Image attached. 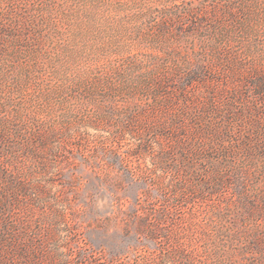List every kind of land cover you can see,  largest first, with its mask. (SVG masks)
<instances>
[{
	"label": "rangeland",
	"instance_id": "rangeland-1",
	"mask_svg": "<svg viewBox=\"0 0 264 264\" xmlns=\"http://www.w3.org/2000/svg\"><path fill=\"white\" fill-rule=\"evenodd\" d=\"M257 85L264 0H0V163L28 171L39 153L49 195L65 205L49 262L164 264L183 251L195 264H264V137L244 180L212 195L197 184L203 163L166 188L155 153L134 150L184 106L232 102L247 123L234 132L249 137L253 123L264 134ZM54 212L28 217V235L43 241Z\"/></svg>",
	"mask_w": 264,
	"mask_h": 264
},
{
	"label": "trees",
	"instance_id": "trees-1",
	"mask_svg": "<svg viewBox=\"0 0 264 264\" xmlns=\"http://www.w3.org/2000/svg\"><path fill=\"white\" fill-rule=\"evenodd\" d=\"M234 2L235 0H231V3ZM263 86L257 85L256 90L264 91ZM179 89L184 91L182 87ZM162 102L163 104L155 110L167 105V101L162 100ZM222 106L224 108L221 109ZM231 106L232 102L227 103L226 107L223 104L194 110L188 106L177 109L166 121L147 127L139 134L141 137L137 136L135 154L155 153L156 156L153 158L157 160V163H152V174L153 177L161 178L166 188L177 179L173 177V174L180 171L182 167H191L194 162L203 163L202 171L196 172V175H200L197 184L199 183L202 194L206 192L212 195L226 179L243 181L247 168L253 164L249 152L260 148L264 134L260 130L256 133L250 132L254 127L253 123L247 125L249 137L234 132L235 128L242 130V126L247 123L242 115L235 111L241 108L236 106L231 108ZM126 132L130 134L131 131ZM170 153H180V156L186 153L187 155L184 158L181 157L183 161L176 164V162L173 163L174 161L170 163L169 160L173 158L170 157ZM30 157L37 160V167L33 165L34 169H31V165L28 171L11 170L9 166L12 167L13 164L10 161L5 164L0 163V264L49 262L47 256L52 252L48 245L50 243L54 245L59 241L58 238L56 241V234L52 235V233H57L55 232V227L58 226L57 218L64 216L65 208L62 206L65 205L59 201L60 199L50 197L51 189L41 177V174H46L48 171L39 165L41 163L38 162L41 160L39 153H30ZM38 169L43 171L36 172ZM170 173L171 177H168ZM55 202L60 203V208L55 207ZM45 207L55 208L58 212H54L53 219L49 221V223L52 222L53 227L50 225L51 227L46 229V232L48 230L51 233L42 237L43 241H41L36 239L38 234L33 228L28 235L29 227L26 223L28 217H33L38 210ZM14 209L20 211L23 209L26 215L24 219L19 221L14 218L12 216ZM57 251L52 255L57 256ZM177 258L182 260L183 264H195L197 261L193 257L184 255L183 251L178 253V256L172 253L164 255L162 260L164 264H170ZM50 262L64 263L60 259Z\"/></svg>",
	"mask_w": 264,
	"mask_h": 264
}]
</instances>
